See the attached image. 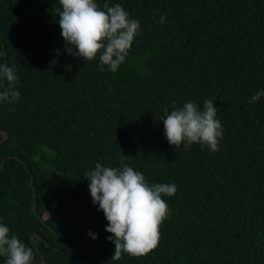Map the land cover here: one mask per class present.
<instances>
[{"label":"trees","instance_id":"1","mask_svg":"<svg viewBox=\"0 0 264 264\" xmlns=\"http://www.w3.org/2000/svg\"><path fill=\"white\" fill-rule=\"evenodd\" d=\"M110 3L141 26L115 73L66 52L58 0H0V63L20 92L0 103V224L35 264H264V96L251 102L264 90V0ZM206 99L223 127L219 150L170 146L162 110ZM121 161L177 192L164 197L158 248L113 261L83 176Z\"/></svg>","mask_w":264,"mask_h":264},{"label":"clouds","instance_id":"2","mask_svg":"<svg viewBox=\"0 0 264 264\" xmlns=\"http://www.w3.org/2000/svg\"><path fill=\"white\" fill-rule=\"evenodd\" d=\"M62 11L58 15L61 36L69 55L83 61L99 58L100 70L105 66L115 73L129 56L130 49L141 26L137 19L120 4L111 5L105 0L101 8L96 0H58ZM166 20L160 17V23ZM75 49V51H73ZM19 76L7 62L0 63V103L14 105L20 98L17 90ZM264 90L257 91L251 102L255 103ZM14 111V108L10 109ZM217 107L205 100L202 109L188 101L181 108L172 105L162 110L165 138L170 146L185 148L199 144L211 152L219 150L223 127L217 119ZM89 181L93 205H98L107 221L105 231L114 244L113 261L122 255L133 258L148 256L156 250L161 239L160 228L169 218V208L164 197H172L177 186L157 183L149 185L145 176L121 161V167H105L96 163L94 170L84 176ZM93 240L96 236L89 233ZM0 257L4 264H35L32 247L26 246L17 236L9 235V227L0 224Z\"/></svg>","mask_w":264,"mask_h":264},{"label":"water","instance_id":"3","mask_svg":"<svg viewBox=\"0 0 264 264\" xmlns=\"http://www.w3.org/2000/svg\"><path fill=\"white\" fill-rule=\"evenodd\" d=\"M2 135V140L0 141V145L2 144V142L7 138V134L5 132H1L0 133ZM0 167H3V163H0ZM33 181L34 179L31 178V184L33 185ZM33 211L35 213V215H37L36 213V194L35 192L33 191ZM31 239L34 240V239H38L40 240L41 238L39 236H37L36 234H31ZM42 259V264H46V261L43 257H41Z\"/></svg>","mask_w":264,"mask_h":264}]
</instances>
